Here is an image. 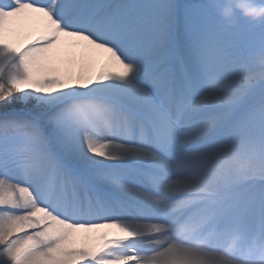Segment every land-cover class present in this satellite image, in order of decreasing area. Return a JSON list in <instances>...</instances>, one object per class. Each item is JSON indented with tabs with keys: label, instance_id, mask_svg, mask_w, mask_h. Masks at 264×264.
Returning <instances> with one entry per match:
<instances>
[{
	"label": "snow or ice",
	"instance_id": "6c2138e0",
	"mask_svg": "<svg viewBox=\"0 0 264 264\" xmlns=\"http://www.w3.org/2000/svg\"><path fill=\"white\" fill-rule=\"evenodd\" d=\"M236 20L0 0V264H231L213 228L264 264V26Z\"/></svg>",
	"mask_w": 264,
	"mask_h": 264
},
{
	"label": "clouds",
	"instance_id": "9594fccd",
	"mask_svg": "<svg viewBox=\"0 0 264 264\" xmlns=\"http://www.w3.org/2000/svg\"><path fill=\"white\" fill-rule=\"evenodd\" d=\"M212 3L217 7L220 18L229 27L235 26L237 23V12L248 20L250 28L264 26V2H260V0H212ZM210 239L223 241L224 246L220 250V254L229 259L231 264H250V261L245 257H250L254 253L255 247H249L242 257L233 259L235 254L241 252L245 241V235L240 230L225 228L217 231L213 228L203 238L197 240L195 246L202 248Z\"/></svg>",
	"mask_w": 264,
	"mask_h": 264
},
{
	"label": "rangeland",
	"instance_id": "374dc122",
	"mask_svg": "<svg viewBox=\"0 0 264 264\" xmlns=\"http://www.w3.org/2000/svg\"><path fill=\"white\" fill-rule=\"evenodd\" d=\"M246 23V21H244ZM245 39H250L252 41L255 42V46H258V41H259V37H252V38H248V37H245Z\"/></svg>",
	"mask_w": 264,
	"mask_h": 264
}]
</instances>
